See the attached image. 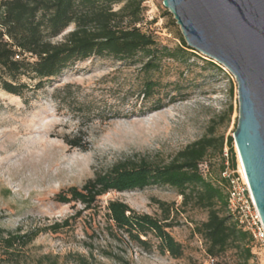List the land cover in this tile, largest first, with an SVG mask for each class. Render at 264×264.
Wrapping results in <instances>:
<instances>
[{"label": "rangeland", "instance_id": "rangeland-1", "mask_svg": "<svg viewBox=\"0 0 264 264\" xmlns=\"http://www.w3.org/2000/svg\"><path fill=\"white\" fill-rule=\"evenodd\" d=\"M162 2L143 0L138 25L156 42L152 58L144 53L131 60L92 56L37 88L36 80L22 78L28 87L25 103L0 86L1 264H79L81 258L90 264H210L206 242L194 231L207 213L180 206L181 197L172 187L110 192L90 210L78 202L55 200L58 193L80 188L126 159L168 163L203 136L215 141L207 157L208 173H202L206 179L215 183L219 166L231 164L227 140L238 120L236 81L201 53L181 50L180 29ZM72 28L53 41L62 40ZM149 59L155 68L144 67ZM148 81L155 83L150 97L143 96ZM156 106L161 109L153 111ZM71 141L85 145V150L71 148ZM232 150L239 167L233 139ZM113 200L157 220L162 215L155 201L171 204L167 222L172 227L167 231L182 246V256L174 259L159 252L150 235L148 252L124 236L112 238L105 207ZM66 219L67 227L52 230ZM31 232L37 236L26 245L6 250L1 242L11 234ZM241 260L242 254L229 250L215 261ZM249 264L262 261L253 254Z\"/></svg>", "mask_w": 264, "mask_h": 264}, {"label": "trees", "instance_id": "trees-1", "mask_svg": "<svg viewBox=\"0 0 264 264\" xmlns=\"http://www.w3.org/2000/svg\"><path fill=\"white\" fill-rule=\"evenodd\" d=\"M142 3L143 0H0L1 89L25 103L24 91L28 87L21 82L22 78L36 80L34 87L37 88L45 80L58 77L76 62L92 56L131 60L144 53L147 58H152L157 50L156 42L152 35L138 27L143 21ZM71 26L72 30L62 40L53 41ZM180 44L181 50H192L183 39ZM155 66L152 59L144 65L147 69ZM154 87L155 83L145 82L143 96H152ZM160 109L156 106L153 111ZM68 144L71 148H86L78 142ZM214 145L213 138L203 136L186 145L165 164L126 159L108 171L96 174L80 188L71 187L58 193L55 200L63 204L78 202L84 210H90L96 207L100 197L110 192L169 186L181 197L180 206L206 211V220L194 231L206 242V253L213 259L212 264H220L216 258L229 250L242 254L240 264H249L254 254L251 239L226 212L227 182L222 177L226 167L219 166L215 183L207 180L200 171L201 163L209 164L207 157ZM227 145L231 154L228 168L234 170L236 163L231 138ZM155 202L161 220L139 214L122 201H109L105 207L108 232L114 239L124 236L147 252L152 248L150 235L156 239L159 252L177 259L182 256V246L167 231L172 227L167 221L173 207L165 202ZM67 226L68 219L54 224L52 230L56 232ZM36 236V232L11 234L1 242L6 250H10L15 244H28ZM79 264L90 263L81 258Z\"/></svg>", "mask_w": 264, "mask_h": 264}, {"label": "water", "instance_id": "water-1", "mask_svg": "<svg viewBox=\"0 0 264 264\" xmlns=\"http://www.w3.org/2000/svg\"><path fill=\"white\" fill-rule=\"evenodd\" d=\"M186 45L235 79L232 139L264 226V0H163Z\"/></svg>", "mask_w": 264, "mask_h": 264}, {"label": "built area", "instance_id": "built-area-1", "mask_svg": "<svg viewBox=\"0 0 264 264\" xmlns=\"http://www.w3.org/2000/svg\"><path fill=\"white\" fill-rule=\"evenodd\" d=\"M200 171L208 173L207 163L199 165ZM204 174V173H203ZM227 182L226 187V212L237 227L248 234L254 246V254L264 264V226L254 203L248 181L244 171L237 166L234 170L228 167L222 173ZM209 263L213 259L208 258Z\"/></svg>", "mask_w": 264, "mask_h": 264}, {"label": "bare ground", "instance_id": "bare-ground-1", "mask_svg": "<svg viewBox=\"0 0 264 264\" xmlns=\"http://www.w3.org/2000/svg\"><path fill=\"white\" fill-rule=\"evenodd\" d=\"M239 169H240V171L243 172V168H242V165H241L240 161H239Z\"/></svg>", "mask_w": 264, "mask_h": 264}]
</instances>
